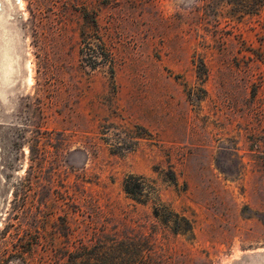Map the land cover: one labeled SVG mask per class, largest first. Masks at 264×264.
<instances>
[{
	"label": "rangeland",
	"instance_id": "rangeland-1",
	"mask_svg": "<svg viewBox=\"0 0 264 264\" xmlns=\"http://www.w3.org/2000/svg\"><path fill=\"white\" fill-rule=\"evenodd\" d=\"M225 1L0 0V235L38 239L0 264H264V4Z\"/></svg>",
	"mask_w": 264,
	"mask_h": 264
},
{
	"label": "trees",
	"instance_id": "trees-1",
	"mask_svg": "<svg viewBox=\"0 0 264 264\" xmlns=\"http://www.w3.org/2000/svg\"><path fill=\"white\" fill-rule=\"evenodd\" d=\"M236 1V3H234ZM232 4V11L230 14L233 16H242L243 13H257L260 9V7L264 4V0H234ZM225 2H231L226 0ZM125 190L128 193H133V190L130 189V187L125 184L124 185ZM11 243L12 245V253L8 254L7 260H11L13 257H16V259L21 260L25 263L26 258L30 256L33 253L34 247L38 243V239L36 238H17V239H8L7 237H4L0 235V252L7 253L8 246ZM2 254V253H1ZM0 254V255H1ZM6 259V258H5Z\"/></svg>",
	"mask_w": 264,
	"mask_h": 264
}]
</instances>
